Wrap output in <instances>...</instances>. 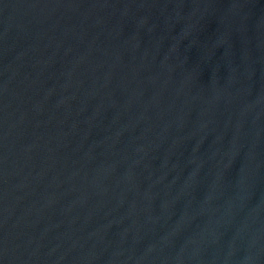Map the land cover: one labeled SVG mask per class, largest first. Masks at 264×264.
I'll use <instances>...</instances> for the list:
<instances>
[{"label": "water", "instance_id": "1", "mask_svg": "<svg viewBox=\"0 0 264 264\" xmlns=\"http://www.w3.org/2000/svg\"><path fill=\"white\" fill-rule=\"evenodd\" d=\"M0 264H264V0H0Z\"/></svg>", "mask_w": 264, "mask_h": 264}]
</instances>
